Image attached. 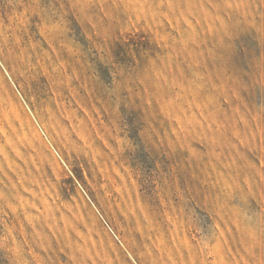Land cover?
Listing matches in <instances>:
<instances>
[{
	"label": "rangeland",
	"instance_id": "1",
	"mask_svg": "<svg viewBox=\"0 0 264 264\" xmlns=\"http://www.w3.org/2000/svg\"><path fill=\"white\" fill-rule=\"evenodd\" d=\"M0 264H264V0H0Z\"/></svg>",
	"mask_w": 264,
	"mask_h": 264
}]
</instances>
